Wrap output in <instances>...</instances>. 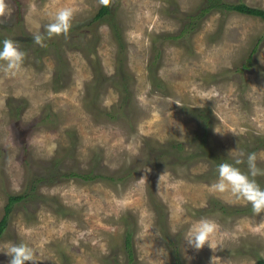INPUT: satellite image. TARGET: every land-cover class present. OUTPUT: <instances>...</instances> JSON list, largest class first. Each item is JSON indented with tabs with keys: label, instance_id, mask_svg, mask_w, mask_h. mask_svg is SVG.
Instances as JSON below:
<instances>
[{
	"label": "rangeland",
	"instance_id": "obj_1",
	"mask_svg": "<svg viewBox=\"0 0 264 264\" xmlns=\"http://www.w3.org/2000/svg\"><path fill=\"white\" fill-rule=\"evenodd\" d=\"M224 1L264 9V0ZM7 3L0 36L18 41L26 56L15 77L0 68V220L9 196H29L13 205L0 236V264L10 259L3 248L21 241L37 258L25 264L264 259V211L256 214L249 202L211 189L222 158L243 160L239 167L247 171L248 154L264 141L260 17L212 9L186 37L160 40L178 34L181 15L197 12L206 0H112L111 14L98 20L99 0ZM61 7L77 10L72 27L41 47L32 35L44 33L50 14ZM18 8L23 31L8 32ZM156 46L162 54L151 68ZM151 69L162 88L151 81ZM200 112L208 113L209 125ZM254 154L264 169V148ZM156 160L163 163L151 162ZM71 172L99 177L86 182L64 176ZM255 179L264 187V175ZM44 197L57 201L61 212ZM215 201L251 209L223 214L212 210ZM202 217L217 222L213 239L220 246L197 250L187 244L186 232ZM129 228L132 261L125 244Z\"/></svg>",
	"mask_w": 264,
	"mask_h": 264
},
{
	"label": "clouds",
	"instance_id": "obj_2",
	"mask_svg": "<svg viewBox=\"0 0 264 264\" xmlns=\"http://www.w3.org/2000/svg\"><path fill=\"white\" fill-rule=\"evenodd\" d=\"M101 5H107L109 0H99ZM9 11L7 0H0V17ZM73 7H61L50 14L49 22L44 25L45 32H36L32 40L45 47L46 39L64 34L67 36L76 13ZM26 53L20 48L19 42L12 38H4L0 41V68L6 75L15 77L24 71V60ZM256 156L249 153L247 156V171L242 170L239 165L244 163L237 158L232 162L222 161L217 165L218 180L211 185L216 192L228 191L236 200H245L251 204L254 213L264 211V187L255 179L258 175H264V169L256 166ZM218 230V224L214 219L202 217L198 222L192 224L186 232L187 244L195 249H200L205 244L210 248H216L220 244L213 239ZM10 259L8 264H25L26 261L37 260L34 248L27 242L12 243L6 248Z\"/></svg>",
	"mask_w": 264,
	"mask_h": 264
},
{
	"label": "trees",
	"instance_id": "obj_3",
	"mask_svg": "<svg viewBox=\"0 0 264 264\" xmlns=\"http://www.w3.org/2000/svg\"><path fill=\"white\" fill-rule=\"evenodd\" d=\"M207 5L200 8L197 12L195 13H188V14H182V21L184 22V24L181 27V30L178 34L176 35H167V36H160L159 39L160 40H164V39H178V38H184L186 37V35H189L190 33H192L199 25L201 19L212 9H218L220 11H227V12H238L240 14H246V15H250V16H256V17H260L263 21H264V9H259L256 7H252L247 5L246 3L240 1V2H226L224 0H206ZM112 0H109V3L107 5H101V7L99 8L97 14L95 15V19H101L103 17H105L106 15L111 14L112 12ZM19 5V3H18ZM21 18H22V14L20 12V9L18 8V20L16 22V25H14L13 27L15 29H13V27H10V29H8V32L10 30H13L16 32L22 30L21 28ZM23 31V30H22ZM18 34V33H17ZM16 35V34H15ZM4 38H6V36H0V41H2ZM16 39L21 40L20 37H18V35L16 36ZM23 39V38H22ZM162 51L160 49V47L156 46L154 48V54H153V61L152 64H150V67L153 68L155 65V61L156 59H159L161 57ZM155 56V57H154ZM155 59V60H154ZM246 68V65L243 66V69ZM151 81L153 82V84L156 85L157 88H162V84L163 81L160 79V77L158 78L155 73L153 72V70L151 69V76H150ZM19 108H21L20 106L17 107L18 112L20 111ZM202 111V110H199ZM117 112L116 109H113L109 115H114V113ZM119 114V113H118ZM46 118H54V115L52 113L47 112L45 114ZM199 116L201 117V119H203V121H205L206 125H209V115L207 112H200ZM45 119V118H44ZM208 127V126H206ZM208 130V129H206ZM204 134H207L206 132H204ZM196 138H200V137H196ZM203 144H205L206 139H203V137L201 138ZM174 146H177L179 151L178 154L183 157L185 159V161H187L188 159L186 158L187 156H185V154H180L181 153V147H182V142H177L174 144ZM264 148V141L263 139L257 140L255 147L253 148V150L250 153H255V151L260 150ZM219 159V157H217ZM182 159V158H181ZM223 161H229L226 158H222ZM162 161V160H161ZM160 160H156V161H151L153 162L155 165L158 164H162L163 162H161ZM219 164V163H218ZM217 164V165H218ZM241 166V165H240ZM210 175H212L210 173ZM64 176L66 177H73V178H77L83 181H94L95 179H97L99 177V175H94L92 172H71V174H64ZM44 177L40 178L39 180H43ZM113 180H124V178H112ZM38 181V180H36ZM34 188V187H33ZM28 193H25L23 195H17V196H9V201L6 205L5 208V214L3 216V218L0 220V236L3 234V232L5 231V229L8 226V220H9V216L10 213L12 211L13 205L16 202H20L22 200H26L28 197ZM46 197H44L45 199ZM46 200L48 202H50L51 204L57 206V211L61 212L60 209V204L55 201L54 199H47ZM212 205L216 206L215 208H212V210H219L220 212H222L223 214H229L232 212H247L251 209V207H245V208H236V207H232V206H226L225 204L220 203L219 201H215L212 202ZM125 244H126V250L128 253V257H129V261H132L134 258V231L132 230V228H129L128 230H126L125 232ZM176 248V247H175ZM175 254H177V252H175ZM176 264H181L180 261L178 259H176ZM257 264H264V259L262 258H258L257 259Z\"/></svg>",
	"mask_w": 264,
	"mask_h": 264
}]
</instances>
